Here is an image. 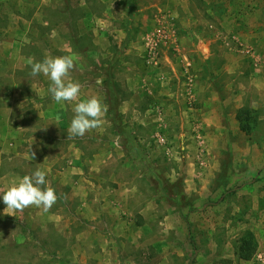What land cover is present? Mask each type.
I'll return each instance as SVG.
<instances>
[{
  "label": "rangeland",
  "instance_id": "1",
  "mask_svg": "<svg viewBox=\"0 0 264 264\" xmlns=\"http://www.w3.org/2000/svg\"><path fill=\"white\" fill-rule=\"evenodd\" d=\"M48 55L74 57L82 100L107 105L102 132L70 137L77 101L37 98L28 82H51L28 59ZM1 59L30 99L19 145L0 150V264H264V0H0ZM37 168L57 202L5 208Z\"/></svg>",
  "mask_w": 264,
  "mask_h": 264
},
{
  "label": "clouds",
  "instance_id": "2",
  "mask_svg": "<svg viewBox=\"0 0 264 264\" xmlns=\"http://www.w3.org/2000/svg\"><path fill=\"white\" fill-rule=\"evenodd\" d=\"M31 75L43 74L50 80L48 93L57 103L77 101L72 108L74 113L67 129L70 137H83L87 132L102 126L107 113V105L97 96L79 100L81 85L71 79L75 66L72 55L46 56L42 61L28 59ZM35 152H30L29 159L34 160ZM47 172L37 168L31 175H25L13 183L2 195L5 208L12 212H23L25 208L35 206L48 212L57 202L55 190L48 185Z\"/></svg>",
  "mask_w": 264,
  "mask_h": 264
},
{
  "label": "crops",
  "instance_id": "3",
  "mask_svg": "<svg viewBox=\"0 0 264 264\" xmlns=\"http://www.w3.org/2000/svg\"><path fill=\"white\" fill-rule=\"evenodd\" d=\"M16 51H18V49H16ZM14 54L16 56H18V59L16 61L14 60L13 64H17L16 62L20 61L19 59H20L21 56L19 55V53L17 55V53L15 51H14ZM15 55H11V59ZM2 70H4V61H3V59L0 60V71L2 72V73H0V83H1V86H0L1 87L0 88V92H1L0 99L4 98V99H6V101L4 100L3 102H5V103H4L3 106H1V108L5 111V116H4L3 121H2L3 125L0 126V150L2 148H4L6 145H10L12 148L17 146V145H19V143L17 141L18 140V136H22L23 133L27 131V129H25L23 126L20 125V122L24 119V117L22 116L23 115V110L26 107V105L28 104V101L30 99L29 95H27V90H26L28 88V84L32 85V87H33L32 89H33L34 92L38 91V94L36 95L37 98H40V97L44 98V97L49 96V93H48V91L46 89L41 88L39 90H36V88L33 86L32 82H28L27 87H24V91L21 92L22 90H20L17 87L18 84L16 83L15 78L13 77V75H12V77L10 79L7 80V79L4 78L5 74L3 73ZM17 81H19V80H17ZM45 81L46 82L50 81L47 76H43V78L41 80V82H45ZM7 84H10L9 87L11 88V93L2 94V92L6 89L5 87H7L6 86ZM82 92L83 91L80 90V96L78 98L79 100H82V98H84V94ZM154 94H155V98H156V96L162 95L163 92L154 91ZM173 96H174V94H173ZM12 117H13V119H12ZM140 123H143V122H140ZM68 127H69L68 123L67 124L64 123V125L59 127V129L60 130H64V129L67 130ZM93 130H95L96 132H99V131L102 132L100 127L97 128V129H93ZM101 140H102V138H101ZM38 141H39V139H38ZM1 155H3L2 151H0V158L2 157ZM96 158L98 159V162L100 161L101 163H103L104 161H108L107 164H109V163H112V161H114V163L116 164V160H114L110 156H105L104 157L102 155V156H96ZM104 159H106V160H104ZM104 166H106V165H104ZM104 166L102 165V166H100V167H98V168H96L94 170H100V169L102 170L104 168ZM115 166L117 167V165H115ZM112 176H114V175H112ZM13 177L18 179V174L14 173ZM4 178H6V175L2 174V176H0V181L3 182Z\"/></svg>",
  "mask_w": 264,
  "mask_h": 264
},
{
  "label": "trees",
  "instance_id": "4",
  "mask_svg": "<svg viewBox=\"0 0 264 264\" xmlns=\"http://www.w3.org/2000/svg\"><path fill=\"white\" fill-rule=\"evenodd\" d=\"M110 117H113L110 113ZM236 120L240 125V129L243 133L248 134L251 131V127L256 121L252 118L251 110L241 109L236 115ZM256 251V243L253 236L248 235L241 241L238 249V257L243 261H249L252 259Z\"/></svg>",
  "mask_w": 264,
  "mask_h": 264
},
{
  "label": "built area",
  "instance_id": "5",
  "mask_svg": "<svg viewBox=\"0 0 264 264\" xmlns=\"http://www.w3.org/2000/svg\"><path fill=\"white\" fill-rule=\"evenodd\" d=\"M158 35L159 37H161V35L159 34V31H158ZM154 38H151L150 41L147 43L146 45V50L148 52V56L149 58H152V56L155 55L156 51H157V40H156V34H154ZM162 38V37H161ZM163 41V40H159V43Z\"/></svg>",
  "mask_w": 264,
  "mask_h": 264
}]
</instances>
